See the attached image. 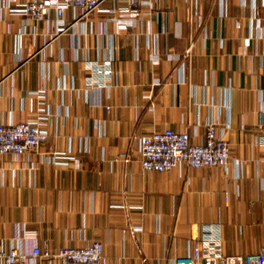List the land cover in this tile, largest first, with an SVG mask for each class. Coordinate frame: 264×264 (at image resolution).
Segmentation results:
<instances>
[{"label": "crops", "instance_id": "1", "mask_svg": "<svg viewBox=\"0 0 264 264\" xmlns=\"http://www.w3.org/2000/svg\"><path fill=\"white\" fill-rule=\"evenodd\" d=\"M24 2L0 0V119L44 121L48 138L0 157V251L48 264L33 250L97 241L99 264H173L207 228L225 256L263 249L264 0H150L133 15L115 0L66 10L53 40V17L12 11ZM210 123L225 168L142 170L139 137L203 145Z\"/></svg>", "mask_w": 264, "mask_h": 264}, {"label": "built area", "instance_id": "2", "mask_svg": "<svg viewBox=\"0 0 264 264\" xmlns=\"http://www.w3.org/2000/svg\"><path fill=\"white\" fill-rule=\"evenodd\" d=\"M115 0H26L12 11L27 18L28 21L43 22L53 17L55 32L53 40L68 29L63 20L68 9L80 11V18L103 10L105 2ZM125 6L127 15H133L137 8L150 6V0H119ZM189 53V50L188 52ZM264 56V48L262 51ZM102 71V70H101ZM103 78L98 85L103 86L110 72L102 71ZM48 138V129L44 121L4 122L0 119V157L5 155H23L37 150ZM230 145L224 137L223 129L210 123L206 126L203 145L192 144L186 132L164 130L138 138V156L143 171L167 173L180 165L187 169L225 168L230 159ZM62 157L53 153L48 157L55 163ZM259 186L264 190V176L259 178ZM216 238L211 229H205L201 238L194 240L191 253L174 258L173 264H264V248L255 254L225 256L217 250ZM102 244L94 241L83 248H59L54 253H40L34 249L33 257H43L48 264H99L102 258ZM0 264H26L25 256L11 249L0 251Z\"/></svg>", "mask_w": 264, "mask_h": 264}]
</instances>
